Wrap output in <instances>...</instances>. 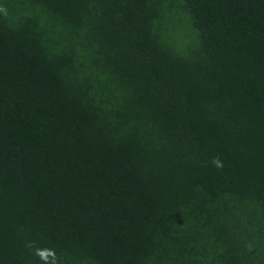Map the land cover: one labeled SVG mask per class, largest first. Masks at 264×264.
<instances>
[{
    "label": "trees",
    "instance_id": "trees-1",
    "mask_svg": "<svg viewBox=\"0 0 264 264\" xmlns=\"http://www.w3.org/2000/svg\"><path fill=\"white\" fill-rule=\"evenodd\" d=\"M0 264H264V0H0Z\"/></svg>",
    "mask_w": 264,
    "mask_h": 264
},
{
    "label": "rangeland",
    "instance_id": "rangeland-1",
    "mask_svg": "<svg viewBox=\"0 0 264 264\" xmlns=\"http://www.w3.org/2000/svg\"><path fill=\"white\" fill-rule=\"evenodd\" d=\"M174 25H175L174 30H171V31L168 32V33H170V35H168L166 33L165 34V39L169 43V45L173 44L175 46H179V45H181V40L178 37V32L180 31V29L182 27L179 24H177L176 21H175ZM180 37L181 38H185L186 35H184L183 33H180ZM172 41H176V43H173Z\"/></svg>",
    "mask_w": 264,
    "mask_h": 264
}]
</instances>
